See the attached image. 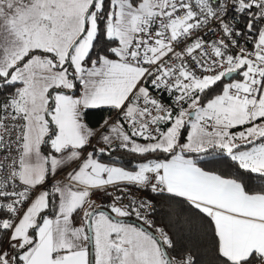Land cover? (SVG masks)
I'll list each match as a JSON object with an SVG mask.
<instances>
[{"label":"snow or ice","instance_id":"1","mask_svg":"<svg viewBox=\"0 0 264 264\" xmlns=\"http://www.w3.org/2000/svg\"><path fill=\"white\" fill-rule=\"evenodd\" d=\"M132 188L208 258L172 255ZM0 264H264V0H0Z\"/></svg>","mask_w":264,"mask_h":264},{"label":"trees","instance_id":"2","mask_svg":"<svg viewBox=\"0 0 264 264\" xmlns=\"http://www.w3.org/2000/svg\"><path fill=\"white\" fill-rule=\"evenodd\" d=\"M99 50V49H98ZM240 79L239 76H237ZM236 78V79H237ZM220 91L219 86H215L213 91H209L204 97V102H207V99L212 98L214 95L218 94ZM115 111H110L107 108L100 110H91L86 118V123L90 128H98L103 123L105 119H110L115 115ZM101 162L104 163H115L117 166L125 167L126 169L132 170L136 161L140 159V157L132 156L126 154L122 151H117L112 153L111 156L102 155L98 157ZM193 158L196 159L195 154H193ZM220 159L219 156H206L201 157L199 159V164L201 167H204L206 170L216 171L219 174L228 176L234 174V169H229L227 165L221 163H212L209 164V160ZM111 189H109L110 191ZM143 197H147L151 199L157 207V211L155 214L150 217L153 219L158 227H163L169 233V235L176 242V248L172 251V255L180 256L184 253V251L191 250L194 255H197L198 260L204 261L208 258V254L211 250V237H205L203 232L198 231L195 227L197 221L193 218V226L189 229L188 226L183 228L177 226H169L168 221V208L169 204L167 200L163 197L156 196L150 191H141L140 192ZM91 198L98 201L100 205H105L110 202V197L105 196L102 191H94L91 194ZM132 221H135V218H132Z\"/></svg>","mask_w":264,"mask_h":264},{"label":"built area","instance_id":"3","mask_svg":"<svg viewBox=\"0 0 264 264\" xmlns=\"http://www.w3.org/2000/svg\"><path fill=\"white\" fill-rule=\"evenodd\" d=\"M205 40H211V39H215V37L211 36V34L205 35L204 36ZM241 43H244L246 47L251 48L252 44L250 42H244L241 41ZM154 95H160L162 98V102L167 104L169 103V97L166 94H159V93H154ZM117 119V113H115L114 116H112L109 120H116ZM58 179V178H57ZM110 191H115L114 189H111ZM140 190H137L136 188H132L131 189V195L128 197V199H132V197H136V198H141L143 197V195L140 193ZM125 203H127V200H125ZM6 246V244H5Z\"/></svg>","mask_w":264,"mask_h":264},{"label":"rangeland","instance_id":"4","mask_svg":"<svg viewBox=\"0 0 264 264\" xmlns=\"http://www.w3.org/2000/svg\"><path fill=\"white\" fill-rule=\"evenodd\" d=\"M236 79V78H235ZM237 80H238V78H237ZM100 127H98V128H95V129H99ZM240 129H234V131H239ZM92 146H96V147H104V145L103 144H100V145H97V143H96V140H93L92 141ZM92 150V147L90 146V147H88V148H86L85 149V153H87L88 151H91ZM63 174H62V177L64 176V172H62ZM62 177H59L58 179H61ZM90 200L91 201H94L95 202V205H100V203L98 202V201H96V200H94V199H92V198H90ZM74 219H75V222H76V224L78 225L81 221H80V217H79V215H77L76 217H74Z\"/></svg>","mask_w":264,"mask_h":264},{"label":"water","instance_id":"5","mask_svg":"<svg viewBox=\"0 0 264 264\" xmlns=\"http://www.w3.org/2000/svg\"><path fill=\"white\" fill-rule=\"evenodd\" d=\"M234 78H237V76H235V74H234ZM228 79H232V78H227V79L225 80V82H228ZM133 222H135V221H133Z\"/></svg>","mask_w":264,"mask_h":264},{"label":"crops","instance_id":"6","mask_svg":"<svg viewBox=\"0 0 264 264\" xmlns=\"http://www.w3.org/2000/svg\"><path fill=\"white\" fill-rule=\"evenodd\" d=\"M62 172H60L59 174H58V176H57V178H59V177H62ZM91 198V197H90Z\"/></svg>","mask_w":264,"mask_h":264}]
</instances>
